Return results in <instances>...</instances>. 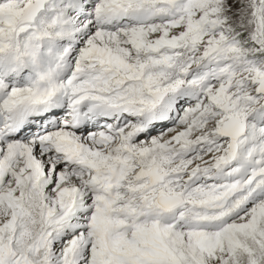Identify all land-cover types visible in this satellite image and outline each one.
I'll return each instance as SVG.
<instances>
[{"label": "snow or ice", "instance_id": "1", "mask_svg": "<svg viewBox=\"0 0 264 264\" xmlns=\"http://www.w3.org/2000/svg\"><path fill=\"white\" fill-rule=\"evenodd\" d=\"M0 264H264V0H0Z\"/></svg>", "mask_w": 264, "mask_h": 264}]
</instances>
